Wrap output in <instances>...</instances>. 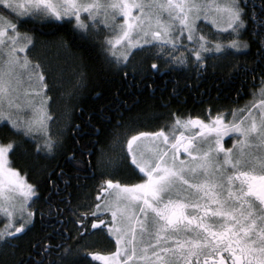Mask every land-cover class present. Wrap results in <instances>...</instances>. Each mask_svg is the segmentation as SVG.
I'll return each instance as SVG.
<instances>
[{
    "label": "snow or ice",
    "instance_id": "6c2138e0",
    "mask_svg": "<svg viewBox=\"0 0 264 264\" xmlns=\"http://www.w3.org/2000/svg\"><path fill=\"white\" fill-rule=\"evenodd\" d=\"M241 2L242 0H228L227 4H217L215 7L226 13L224 24L233 33L246 24L245 17L255 25L251 35L255 38L253 42L258 45L259 61L264 64V5L257 12L255 5L249 9L247 4L241 7ZM209 6L200 5L194 0L189 3L167 0L166 3L147 5L142 0H111L108 3L102 0H0V57H6L0 65V100L9 97L7 107L0 104V120H6L17 135L31 134L37 123L41 129L43 128V117L39 121L24 122L19 118L14 119L11 111L12 92L15 90L12 79L13 71L17 67H39L38 64H33L27 55L23 58L17 55L18 51L23 52L32 43L27 34L18 32L21 18H32L34 21L38 19L43 22L54 17L56 20L69 24L74 30L78 29L87 34L96 31V25L101 23L99 20L101 14L104 16V26L109 27V20H111L113 30H115L117 19L115 13H122L123 22L118 26V34L115 38H105L104 44L109 49L127 38L129 47L151 45L152 40H155L170 45L175 50L184 46L179 43L182 37L170 35V33L174 34L177 29L165 24L157 16L155 23L160 30L151 31V17L149 16L148 28H145V19L139 14L134 16L132 10L139 9L140 13H144L145 7L177 9L178 30L187 32L189 44L198 45L187 51L190 56L194 57V66L199 72L201 66L206 68V57L202 53H212V49L206 47L209 43L206 36L197 35L195 21L198 19L200 8ZM109 9L112 10L111 15ZM192 10L197 15L189 17V11ZM5 12L7 15L4 14ZM82 14H86L88 19H82ZM213 23L216 21L213 20ZM134 31L142 37L135 43L130 39ZM21 35L26 43L18 46ZM149 36L151 40L147 39ZM227 46L236 49L249 48L247 43L235 39L229 41ZM223 47L225 45L215 43L216 53L213 54H223L220 52ZM163 54L162 51L161 55ZM112 55L115 56L117 64L121 59L125 61L129 59L127 50L119 55L113 52ZM167 58L171 64L186 62L184 57L174 56L172 52H168ZM111 59L112 57H109L110 61ZM123 66L128 65L125 63ZM150 68L153 72L161 70L156 63L151 64ZM137 70L144 72L142 68ZM123 75L126 78L128 73ZM38 78L41 82L45 79L42 74ZM261 85V92L264 93V79L261 80ZM147 86L152 87L151 84ZM188 86L191 87V85ZM257 103L264 108V101H257ZM255 107L256 105L253 104L252 108ZM252 108H248L245 115L240 117V121L251 119V123L247 126H243L241 122L226 123L222 113L212 116L209 112L207 122L198 116L188 117L182 125L181 120L177 118L175 123L184 128L198 125L200 128L198 136L207 133L215 134L214 139L208 138L207 150L197 148L192 143L193 137H185L183 133L170 142L169 135L163 129L155 133H138L131 136L127 140L128 153L124 154L123 160L126 162L127 156L131 155V164L128 166L132 168L134 165L139 169V173L144 175L141 176L139 183L131 185H120L111 179L105 183L109 187L119 189L118 200L136 202L144 220L141 221L138 217L137 221L128 228L109 227V231L117 237L116 252L110 254L111 260L98 254L93 255L97 259L105 260V264H128L134 258L146 261L154 259L155 264H227L225 255L220 254L224 252L228 255L230 264H264V114L257 121L252 115ZM88 122L91 123V115ZM76 127L79 128V125ZM230 132L239 133L241 138L239 141H234L233 148H225L222 140ZM0 136L7 140V133L2 129H0ZM145 137L158 141L163 146L151 149L150 154L144 151H134L133 143ZM43 141V147L49 151L59 143L58 140H53L48 135L43 137ZM18 143L13 140L0 142V212H3L9 220L0 239L5 237L14 239L16 234H22L34 226V213L28 210L30 205L27 202L33 197L38 198L35 193L36 186L26 184L16 169L8 167L9 150H14V146ZM95 143L98 144L100 141ZM40 147L41 145H37L38 151ZM180 149H183L186 154L183 159L180 158ZM86 155L89 159L82 158L77 163V167L81 163L90 164L92 152L88 151ZM221 155L222 160L219 159ZM70 158L75 160V154L73 153ZM113 163L118 164L119 161ZM198 172L202 173L205 178L193 183ZM60 175L64 174L61 172ZM49 184L56 191L60 190L55 180H49ZM5 190L21 193L23 202L19 208L10 202V197L3 195ZM52 207L50 205V211ZM55 210L57 214L62 215L63 210L58 205L55 206ZM104 210H111L112 220L109 224L115 225L118 214L122 219L124 218L126 208L112 204L96 205L97 213L102 214ZM16 211L19 212L18 220L14 215ZM149 217H151L154 236L151 235L146 224ZM83 218L82 216L81 220L77 221L81 227L84 226ZM17 223L18 227L15 226ZM97 223L103 225L105 222L96 221L92 227L96 228ZM137 225L141 231V242L144 243L141 249L144 255L137 254ZM10 227L15 228L14 233L8 232ZM189 232L195 233V238L188 235ZM129 233L131 239L128 238ZM145 234L149 235L152 240L151 244L143 241ZM4 242L7 243L8 240ZM166 242H171V246L162 247L161 245ZM121 244L124 248L120 247ZM56 248L60 251L54 252ZM70 252L71 248L62 244L45 243L37 253L40 258L35 259L33 264H71L68 259ZM121 252L125 260L117 259ZM201 256L204 257L202 262Z\"/></svg>",
    "mask_w": 264,
    "mask_h": 264
},
{
    "label": "trees",
    "instance_id": "16d2710c",
    "mask_svg": "<svg viewBox=\"0 0 264 264\" xmlns=\"http://www.w3.org/2000/svg\"><path fill=\"white\" fill-rule=\"evenodd\" d=\"M244 4L249 9L255 5L259 12L264 0H242L241 7ZM244 19L246 24L241 27L239 40L249 48L225 47L223 54L213 58L206 54V68L201 66L197 72L194 63L173 65L164 56L149 50L133 51L127 60L128 66L124 67L114 58V61L109 60L111 56L104 38L74 30L55 18L43 22L21 18L18 28L37 44L36 56L51 80L49 89L53 97L69 103L71 116L58 145L51 151L43 147L41 139L23 133L17 135L10 126L0 125L7 133V140L19 142L9 152L11 166L28 184L36 186L38 196L28 208L35 214L34 226L16 234L14 239H0V264H33L40 258L37 253L45 243L70 247L71 264H99L89 257V252L111 251L116 247L102 231L89 232L88 222L83 226L87 230L82 233L83 227L77 225L76 219L81 220L82 213L93 202L94 190L103 176L117 179L132 175V169L123 160L125 134L139 127L149 131L155 129L173 113L186 117L203 113L207 108L216 111L240 104L264 79V64L259 61L258 45L251 35L255 25L247 17ZM44 43L53 45L56 50L43 51ZM62 53L71 55L74 64L79 66L75 78L73 74L69 77L74 84L67 92L61 86L65 76L71 73L63 70L67 64ZM153 63L161 70L151 71ZM141 68L143 73L137 70ZM124 73H128L126 78ZM75 81L79 83L76 85ZM60 92L66 94L65 99ZM7 140L0 136V142ZM37 145H41L39 151ZM88 151L92 152L90 164L81 163L77 167L82 158L89 159ZM73 153L75 160L70 158ZM114 161L119 163L114 164ZM107 162L110 167L106 166ZM49 180H55L60 190L56 191ZM50 205L53 206L51 211ZM57 205L63 210L62 215L57 214ZM5 225L7 221L0 223V235ZM13 231L15 228L8 232Z\"/></svg>",
    "mask_w": 264,
    "mask_h": 264
},
{
    "label": "rangeland",
    "instance_id": "374dc122",
    "mask_svg": "<svg viewBox=\"0 0 264 264\" xmlns=\"http://www.w3.org/2000/svg\"><path fill=\"white\" fill-rule=\"evenodd\" d=\"M104 3L111 2V0H102ZM143 3L147 4H156V3H166L167 0H142ZM177 3H189L193 2V0H176ZM195 3H198L200 5H210L207 8L201 7L198 13V19H196L195 23L197 25V35H204L207 37L209 43L206 44L207 48L212 49V53H202L203 55H208L213 56L217 54L216 49L214 48L215 43H220L225 45V47H229L228 42L231 40H239V37L241 36V31L242 28L237 29L236 33H233L231 29H228L225 24H224V19L226 18V13L218 10L215 5H225L228 3V0H194ZM109 14H112V10L109 9ZM133 15H141L145 19V28H148L149 26V16L151 17V31H157L160 30L156 26V18L157 16L159 19L164 22L165 24L170 25L171 27L177 29V31L173 34L170 33V35L174 36H179L182 37L179 40V43L184 45L183 47H179L178 49H173L170 45L163 44L159 41L152 40L151 45H137L136 47H129L127 44V38L124 41H121L119 45H114L112 49H109V56L115 58L113 56V52H115L117 55L120 53H124L127 50V55L130 56L132 55L131 53L137 52H144L146 50H149L155 54L161 55V52L163 51L164 58L168 61L167 54L168 52H172L174 56L177 57H184L185 58V63H175L177 64H190L193 63L194 57L190 56L189 52L187 49L192 48V47H197L198 45L196 44H189L187 42V32H180L179 29V18H177V9H159L156 7L153 8H148L145 7L144 13H140L139 9H133ZM7 15V13H4ZM117 16V19L115 20V30H113L112 24L113 22L109 20V27H105L103 24L104 16L103 14L100 15L99 20L101 23H98L96 25V31L90 32V34H95L101 38L106 37H112L115 38V36L118 34L119 28L118 26L123 22V14L122 13H115ZM192 15H197V13L192 10L189 11V17ZM207 17V19H205ZM54 18V17H53ZM82 19L87 20L88 17L86 14H82ZM213 20L216 21V23H213ZM74 21V20H73ZM75 22V21H74ZM18 32L23 34L22 30L18 28ZM30 39L31 37L28 36ZM142 38L140 35H138L137 31H134L130 39L133 41V43L136 42L137 39ZM147 39L151 40V36L147 37ZM32 43L28 45L27 48L24 49L23 52H17V55L23 58L25 55H27L28 59L33 63V64H38L39 67L33 68L32 66H28L27 68H21L17 67L12 74V79H13V87L14 91L12 92V108L11 111L13 112V118H19L20 120L27 122L29 120H35L39 121L43 117V128H40L39 123L36 124L35 130L26 136H34L37 137V139H41L43 141V137L45 135L51 136L53 140H60L61 134L66 130L67 126L69 125V116L71 113V108L69 106V103H66L64 100H56L53 97V94L51 90L49 89L51 80H49V76L47 72L45 71V68L41 64V59H39L36 56V50L37 44L33 43V40L31 39ZM26 43L25 39L23 38V35L18 40V46H22ZM45 46L42 47L43 51H47L48 48H52L51 50H56V47L53 45H48V43H44ZM106 45V44H105ZM106 47H108L106 45ZM225 47L221 48L220 52L224 51ZM136 50V51H135ZM49 51V50H48ZM57 54H60L59 52H56ZM65 58V64H67L66 67H63V70L68 71V74L71 73L67 78L65 76L64 81L62 82V86L64 92L69 91L70 86L73 85L70 83L72 79H69L71 75L73 74L72 78H75V74L77 70H79V66L72 61V56L67 54V53H62L61 54ZM218 56V55H217ZM6 59V57H0V65L3 64V60ZM63 62L59 63L62 66ZM120 63H129V61H125L123 59L120 60ZM171 64V63H170ZM174 65V64H173ZM43 75L45 79L43 82L39 80V76ZM60 78V77H59ZM79 81V80H78ZM75 81V84L77 85L79 82ZM56 83V81H55ZM59 85V84H58ZM61 93V97L65 99V93ZM71 94V93H70ZM71 96V95H70ZM0 104H3L5 107L9 105V97H5L2 100H0ZM42 110V111H41ZM256 118V117H255ZM247 120V119H245ZM258 120V118H256ZM0 125H8L11 127V125L6 121V120H0ZM190 129V128H188ZM25 135V134H24ZM153 146V139L151 138H145L142 142V150L145 153L150 154L151 149ZM252 151H255V149H252ZM10 152V150H9ZM105 158V157H104ZM103 158V159H104ZM9 164L8 167H11L10 163V153H9ZM109 161V160H108ZM106 166L110 167L111 165L106 164ZM19 173V172H18ZM19 176L22 178V181L26 182L24 178L21 176L19 173ZM193 183L199 182V176L196 175V177L192 181ZM26 184H28L26 182ZM193 192L195 190H192ZM4 196L10 197L11 200L10 202L14 205H16L17 208L21 205L23 202L22 195L19 191H12V190H5L3 193ZM118 195H119V189H115L108 197H107V202L106 205L112 204L113 206L121 205L126 208V211L124 213V218H121V215L117 216V222L115 225H110L109 222L112 220V217L107 219H102L101 221L107 222L108 225L113 227L114 229L116 227L124 226L126 228L130 227L133 223L137 221V218L141 215L139 208L136 206V202H124L122 200H118ZM28 205L32 204L33 202L28 200ZM120 207V206H118ZM16 219L19 218V212L16 211L14 213ZM144 218H142V221ZM7 221V224L9 223V220L5 217L3 212H0V223L1 225ZM146 224L149 228V232L152 235V228H151V222L146 221ZM6 226V225H5ZM15 226L18 227V224ZM5 228V227H4ZM2 228V231L3 229ZM14 227L8 228V231ZM136 245H137V254L138 255H144V253L141 251V249L144 247V243L141 242V231L139 226H136ZM128 238L131 239V235L129 233ZM143 241L145 243L151 244L152 240L149 238L148 234H145L143 236ZM121 248H124V245H120ZM162 247H167V246H162ZM117 248V242H116V247L109 251L107 254H104V257H108L109 260H111V253H115ZM155 249H153L154 251ZM131 254V253H130ZM118 260H125L126 258L123 255V252L120 253V255L117 257ZM103 263L105 264V260H103ZM128 264H155L154 259L153 260H140V259H135L133 261L128 262Z\"/></svg>",
    "mask_w": 264,
    "mask_h": 264
},
{
    "label": "flooded vegetation",
    "instance_id": "af4514ba",
    "mask_svg": "<svg viewBox=\"0 0 264 264\" xmlns=\"http://www.w3.org/2000/svg\"><path fill=\"white\" fill-rule=\"evenodd\" d=\"M115 59V58H114ZM113 57L112 60L114 61ZM116 60V59H115ZM261 81L257 84L256 88H254L253 92L251 91L249 96L246 97L244 99V101L242 103H238L235 104L233 106H230L229 108H219L216 111H211L209 108L205 109L203 113L200 114H192V115H188L186 117H179L177 115H175L174 113L172 114L171 118L165 122H163L160 126H155V129H151L149 130H145V129H139L141 127H139L138 129H133L132 131H130L129 133L124 135L123 138V144H122V148H123V156L124 154L128 153V145H127V140L133 136V135H137L138 133H155L157 132L159 129H163L164 132L166 134L169 135L170 137V142L171 140H174L176 136L180 135L181 133L184 134L185 137H193V141L192 143L199 149L202 150H207L208 147V138L210 137L211 139L215 138V134L214 133H207V134H200L199 136L197 134L200 133V128L198 125L196 126H192L190 127V129L188 128H184L182 127V123L184 120H186L188 117H200V119L205 120L206 122L209 120V112H211L212 116H215L217 113H222L225 117V122H241L243 124V126H247L251 123V119H247L244 121H240V117L244 116L247 109L248 108H252V105L255 104L256 107L252 108V115L256 118H258L257 121H259L260 117L262 114H264V108H262L260 106L259 103H257V101H264V93L261 92ZM179 118L181 120V125H177L175 123L176 119ZM145 138H149V137H145ZM145 138H141L138 141L133 143V150L136 152H139L142 150V142ZM240 134L239 133H233L230 132L228 133L222 140V143L224 145L225 148H233L234 145V141H239L240 140ZM163 145L161 143H159L158 141H154L153 140V148H158V147H162ZM169 155H171V153H169ZM186 154L183 152V149H180V158L183 159L184 156ZM220 160L223 159V156L221 155L219 157ZM127 163L128 165L131 164V155L127 156ZM133 168H135V166H132V175H128L125 177H120V178H114L113 176L110 175H105L103 176L100 181L97 183L96 185V189L94 190V194H93V202L87 207V209L82 213L83 215V225L88 222L89 223V232H94V231H102L103 234H105L108 238H111L114 242H115V246H116V241H117V237L113 234V232L109 231V227L110 225L107 224V222H105L103 225L97 223L96 228H93L92 225L94 222L96 221H101L102 219H107L109 220L110 217H112V212L111 210H104L101 213H97L96 211V205H106L107 202V197L116 189L115 187H109L105 181L111 179L113 180L114 183H119L120 185H131V184H135V183H139L140 182V178L141 176H143V173H139V169L135 168V172H133ZM230 168V166H229ZM197 176H199V181H202L205 177L202 173H197ZM187 178V177H186ZM238 186V184H237ZM185 188H187V186H185ZM35 197H33L31 199V201L34 203ZM32 203V204H33ZM120 206V208H124V206L121 205H117ZM34 213V212H33ZM86 214V215H85ZM141 215L139 216L140 220L142 221L143 214L140 213ZM35 215V214H34ZM119 215V214H118ZM34 219V217H33ZM77 221H80V219H76V223ZM149 222H151V217H149V219L147 220ZM77 225L79 227L80 224L77 223ZM152 228V225H151ZM87 230L86 227H83L82 233ZM10 233H14L10 232ZM155 233L152 230V236H154ZM188 235H191L195 238L196 234L189 232ZM161 246H171V242H166L164 244H162ZM109 251H101V250H96V251H90L89 252V257L92 258V260L96 261L99 264H104L102 259H97L93 254H98L100 256H104V254L108 253ZM221 255H225L226 257V261L227 264H230V259L228 258V255L224 252L220 253ZM203 256L200 257L201 262L203 261ZM195 259V258H194Z\"/></svg>",
    "mask_w": 264,
    "mask_h": 264
}]
</instances>
